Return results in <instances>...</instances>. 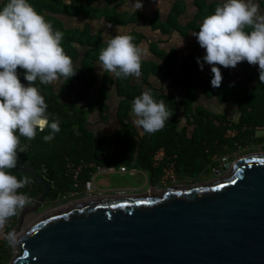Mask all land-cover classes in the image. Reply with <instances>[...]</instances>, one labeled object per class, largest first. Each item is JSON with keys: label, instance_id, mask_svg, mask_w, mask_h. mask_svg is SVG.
I'll return each mask as SVG.
<instances>
[{"label": "trees", "instance_id": "obj_1", "mask_svg": "<svg viewBox=\"0 0 264 264\" xmlns=\"http://www.w3.org/2000/svg\"><path fill=\"white\" fill-rule=\"evenodd\" d=\"M96 1L30 0L36 11L52 25L53 30L64 33L61 45L65 53L72 58L77 72L69 80L60 78L51 84L35 82L45 97L49 122L59 121L61 130L50 142H44L42 139L49 131L47 127L42 132L38 130L32 140L20 137V143L25 146V150L18 153L19 163H33L54 185L60 190H65L73 186L72 178L66 174L68 162L76 165H126L155 172L160 178L162 167L153 166V155L160 147H164L169 155H177V171L179 169L199 174L208 165H217L214 156L231 154L251 142H264V135L257 136L255 133V127L264 123V83L259 82L258 67L255 65L243 61L241 71L251 82V85L243 87L235 86L232 82L230 68L220 66L223 79L221 85L214 88L210 84L212 73L204 77L196 75V58L203 56L201 52L189 54L180 60L176 48L163 51L158 44L152 43L151 51L158 60L141 59L138 82H134V77L131 76L117 78L114 73L100 74L98 55L107 43L102 33L92 32L89 27L65 28L57 16H103L107 21L121 25L141 22L164 34L178 30L183 37H188L192 32L199 30L202 19L212 14L221 2L194 0L198 11L190 21L183 24L179 16L185 6L180 1L172 7L166 20L159 19L157 15L149 17L143 10L111 13L104 7L97 6ZM132 37L138 43L143 36L133 33ZM17 71L20 73L21 82L28 83L23 79V70L18 67ZM157 76L161 82L171 81L184 88L182 95L169 96L163 88L157 87L153 81ZM99 79L101 86L98 94L91 99H85L86 90L93 87ZM113 89L120 97L116 111V127L110 132L90 129L89 125L94 117L100 116L103 121L107 120V100ZM146 89H149L154 99L163 101L171 114L164 127L155 133L143 132L129 115L133 99ZM198 90L207 98L217 95L218 101L230 103L233 111L215 112L200 105ZM229 128L236 130L234 136L227 135ZM7 171L17 178L25 175L30 177L17 167ZM90 171L91 168L83 170V180L90 178ZM18 191L24 192L32 199L40 193L37 183L32 179L29 185ZM17 216L18 214L12 217L11 227ZM9 258L10 245L4 241L0 243V264H7Z\"/></svg>", "mask_w": 264, "mask_h": 264}, {"label": "water", "instance_id": "obj_2", "mask_svg": "<svg viewBox=\"0 0 264 264\" xmlns=\"http://www.w3.org/2000/svg\"><path fill=\"white\" fill-rule=\"evenodd\" d=\"M230 162L210 181L38 214L51 182L20 162L42 193L10 230V264H264V152L237 157L221 175Z\"/></svg>", "mask_w": 264, "mask_h": 264}, {"label": "clouds", "instance_id": "obj_3", "mask_svg": "<svg viewBox=\"0 0 264 264\" xmlns=\"http://www.w3.org/2000/svg\"><path fill=\"white\" fill-rule=\"evenodd\" d=\"M136 11L142 8L135 0ZM249 29L246 31L245 29ZM201 48L196 61L200 70L210 66V84L221 85V67L235 68L238 62L258 65L259 82L264 83V12L255 0H221L214 12L202 19L199 30L192 32ZM64 33L39 14L30 0H3L0 3V228L32 203L31 197L18 191L31 183L29 176L17 178L18 153L24 152L20 137L35 138L37 131L48 133L42 139L50 142L60 132V122H49L45 97L35 85L69 80L77 70L72 58L61 45ZM182 43L179 45L181 46ZM141 49L129 34H116L99 51L98 66L117 78L139 77ZM18 67L23 70L22 83ZM129 115L145 133L161 130L171 114L163 101L149 91L136 96ZM5 239L15 245L17 236L8 232Z\"/></svg>", "mask_w": 264, "mask_h": 264}, {"label": "crops", "instance_id": "obj_4", "mask_svg": "<svg viewBox=\"0 0 264 264\" xmlns=\"http://www.w3.org/2000/svg\"><path fill=\"white\" fill-rule=\"evenodd\" d=\"M98 3L97 6L103 7L104 1L106 0H97ZM131 1V0H130ZM146 0L145 2H147ZM178 1L182 2L185 6L184 11L181 12L179 16V20L184 24L190 21L196 12L198 11L197 7L195 6L194 0H161L160 6L156 3L155 1H152L154 5L149 6L147 3L145 4L142 3V8L139 9L143 10L145 14L149 17H154V15H157L159 19L166 20L170 16V12L172 10V7L175 5V3H178ZM212 1H219L221 0H208V2ZM3 0H0V3H2ZM255 2L259 5L260 9L262 12H264V0H255ZM128 4L130 7L125 6L124 8H119V12H132L136 11L133 7V4L131 6L130 2L126 0L124 3ZM121 7V6H120ZM148 7V10L146 9ZM147 10V11H146ZM117 11V12H118ZM163 12H165L163 14ZM178 15V12L177 14ZM58 18L62 21L63 25L65 28L68 29H75V28H84V27H89V29L92 32L96 33H102L103 38L105 41H108V39L111 38V36H115L116 34H129L133 35V33H138L140 34V41L137 43L133 39V43L136 44L140 49H141V59L143 60H158V58L155 56V54L151 51L150 45L152 43L158 44L159 48L163 51H169L171 48H176L178 52V58L182 60L184 57H186L189 54H195L197 52H201L204 54V49L201 48L197 42V39L195 36L189 34L188 37H183L178 30L173 31L172 33L169 34H164L159 30H154L150 25H146L141 22H129L127 25H121L119 23H111L107 21L103 16L102 17H97V18H86L84 16H67L63 14H57ZM178 18V17H177ZM183 41V44L179 46ZM243 61L241 62L239 66L240 73L243 75L241 71V66H242ZM209 65L205 64L204 69L200 70L199 66L197 67L196 70V75L199 77H204L205 75L211 73V69H207ZM257 67V65H256ZM230 78H231V73H232V68H230ZM103 71L101 70L100 74H102ZM140 79L139 77H134L133 81L138 82ZM156 81L154 83L156 84L157 87L163 88L164 91L170 96L175 95L172 92L174 91L175 88L178 87V85L172 83L171 81H165L161 82L159 79V76L155 77ZM101 86V81L100 79L97 81V83L86 90V96L85 99H91L92 97H95L98 92L99 88ZM146 91H149V89H146ZM120 100V97L116 94V91L113 89L110 92V96L107 100V107L108 112L107 116L109 120L116 119V111L118 107V102ZM218 101V99H217ZM220 102V101H218ZM223 103V102H220ZM231 105V104H229ZM228 105V106H229ZM114 109V112H113ZM220 108L212 110V111H218ZM234 109L233 107L230 108L229 110L223 109V112L225 111H230ZM233 111V110H232ZM110 113V114H109ZM96 185H98L96 183ZM98 186H101L100 184Z\"/></svg>", "mask_w": 264, "mask_h": 264}, {"label": "flooded vegetation", "instance_id": "obj_5", "mask_svg": "<svg viewBox=\"0 0 264 264\" xmlns=\"http://www.w3.org/2000/svg\"><path fill=\"white\" fill-rule=\"evenodd\" d=\"M256 145L259 147L254 149V151L248 153L264 152V142H251L242 147L256 146ZM227 157L214 156L213 159L215 162H218L217 165H208L199 174H191L189 172H185L183 170L178 169L177 180L174 183H161L160 181L161 177L159 178L155 172L141 169L140 171L141 174L144 176V182L141 183L140 185L107 186V187H100L96 185V187L94 188V192L91 194H86L83 192L77 194L76 189L73 186L70 189L60 190L50 180L51 182L50 190L40 202V206L37 213L43 210L51 211L61 207L72 206L83 201H98V200L109 201L114 197L159 194L169 187L192 184L197 182V180H200L199 179L200 177L207 175L210 172L216 170H222V166L224 165V159ZM41 193L42 190H40L39 194Z\"/></svg>", "mask_w": 264, "mask_h": 264}, {"label": "rangeland", "instance_id": "obj_6", "mask_svg": "<svg viewBox=\"0 0 264 264\" xmlns=\"http://www.w3.org/2000/svg\"><path fill=\"white\" fill-rule=\"evenodd\" d=\"M46 1L54 2L55 0H46ZM127 1L130 2L131 6H132V4H133L132 0L131 1L127 0ZM145 1L146 0H141L142 3H144ZM152 1H155V0H148L147 2H145V4L147 3V5L152 6V5H154L152 3ZM125 2H126V0H106V1H104L103 7H104V9H107L111 13H117L119 8H124L125 6L130 7L128 4L124 5ZM133 2H135V0H133ZM98 3H101V2L100 1L95 2L96 5H98ZM161 3H162L161 0H156L155 4H158L160 6ZM146 9L148 10V7ZM164 13L165 12H163V14ZM240 64H241V62H238L237 66L235 68H232L233 70L231 73V80L235 84V86H241V87L249 86V85H251V82L240 73V70H239ZM257 67H258V65H257ZM207 69H210V66L207 67ZM196 70H197V68H196ZM153 81H156V79H153ZM198 91H200V90H198ZM183 92H184V88L177 87L174 89V91L172 93L175 94L176 96L180 97ZM199 94H200V96L198 98V103L207 109L215 110V109L220 108L218 111H215V112H223V109L229 110L230 108L233 107L232 105H229L230 103L218 102L217 101V99H218L217 95L213 98H207L201 93V91ZM107 108H109V107H107ZM107 112H108V110H106L105 114H107ZM113 112H114V109H113ZM115 127H116V119L109 120L107 118V120L103 121L100 118V116H99V118L94 117V119L92 120V122L89 125L90 129L95 130L97 132H107V131L110 132V131H113ZM258 147L259 146H257V145L256 146H248V147L245 146V147L239 148L237 151H235L231 154L230 153L224 154L223 157H227V156L230 157L231 162H230L227 170L222 171L221 175H225L226 173H228L229 169L232 166L233 161L237 157L244 155V154H247L248 152H252V151H254V149H256ZM220 162H223V161H220ZM136 169H137V171L134 172L133 174L129 173V172H115V173L98 174L96 177V183L98 185L100 184L101 185L100 187L130 186V185H136L137 186V185H140L141 183L144 182V176L141 174V171H140L141 169H138V168H136ZM218 176H220V175L215 174V171H213V172L208 173L207 175L200 177L199 178L200 180H197V182L210 181V180H212ZM43 211H45V210H43ZM40 212H42V211H40ZM40 212H38V213H40ZM34 215H36V214L28 215L26 220L33 217ZM16 222H17V219L15 220L13 227L15 226ZM13 253H14V246L10 245V258H9V261L7 264H10Z\"/></svg>", "mask_w": 264, "mask_h": 264}, {"label": "built area", "instance_id": "obj_7", "mask_svg": "<svg viewBox=\"0 0 264 264\" xmlns=\"http://www.w3.org/2000/svg\"><path fill=\"white\" fill-rule=\"evenodd\" d=\"M255 133L257 136L264 135V123L255 127ZM236 130L229 128L227 131L228 136H234ZM153 166L162 167L161 183H174L177 180V155H169L164 147H160L153 155ZM66 174L73 180V187L76 189V193L91 194L96 187V177L98 174L115 173V172H129L134 173L136 168H130L126 165L120 167L116 166H102L95 163H80L76 165L73 162H68ZM85 168H91L90 178L83 180L81 174ZM222 174V172H221ZM22 192V191H20ZM33 201V199L31 198ZM12 223V217L7 224L0 228V243L6 241L5 234L10 232Z\"/></svg>", "mask_w": 264, "mask_h": 264}]
</instances>
